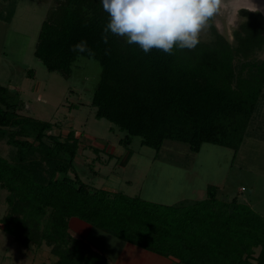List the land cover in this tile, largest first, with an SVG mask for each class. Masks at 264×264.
I'll list each match as a JSON object with an SVG mask.
<instances>
[{
  "label": "trees",
  "instance_id": "16d2710c",
  "mask_svg": "<svg viewBox=\"0 0 264 264\" xmlns=\"http://www.w3.org/2000/svg\"><path fill=\"white\" fill-rule=\"evenodd\" d=\"M13 14L12 4L7 19ZM238 16L232 42L210 22V40L195 50L145 54L111 34L102 41L107 13L100 0H59L40 25L33 56L64 78L79 57L98 62L94 117L124 132V146L138 137L156 153L172 141L193 153L211 144L236 154L264 88V59L257 58L264 50V17L245 9ZM81 40L94 55L71 50ZM21 107L19 94L0 86V139L15 149L12 160L0 155V189L8 192L1 223L23 246L47 245L54 264H106L69 234L68 221L77 218L182 264H264V217L248 205L218 200L211 186L206 199L178 206L90 187L69 176L79 150L75 133L51 134L53 124L21 115Z\"/></svg>",
  "mask_w": 264,
  "mask_h": 264
},
{
  "label": "rangeland",
  "instance_id": "374dc122",
  "mask_svg": "<svg viewBox=\"0 0 264 264\" xmlns=\"http://www.w3.org/2000/svg\"><path fill=\"white\" fill-rule=\"evenodd\" d=\"M58 1L0 0V86L19 94L21 115L53 124L50 133L61 138L69 131L77 135L79 150L69 176L76 174L96 189L115 190L167 206L202 201L211 186L217 189L218 200L230 202L236 198L264 217V88L236 154L211 144H203L198 153H193L188 145L172 141L164 142L156 153L142 146L138 137L124 146L119 143L124 132L94 117L91 98L101 70L98 62L79 57L71 66V75L64 78L58 72H48L33 56L40 25ZM245 3L256 6L251 9ZM12 4L14 14L8 20ZM246 8L264 14V0H221L210 22L232 42V31L240 22L238 11ZM210 37V27L200 34L201 41ZM257 58L264 59V50ZM29 70L33 77L27 76ZM14 151L5 138L0 139L3 158L12 160ZM7 195L0 189V264H37V260L33 263L37 252L42 260L39 264H54L56 258L47 245L30 243L25 247L2 229ZM88 243H92L90 238ZM114 256H110L112 261Z\"/></svg>",
  "mask_w": 264,
  "mask_h": 264
},
{
  "label": "clouds",
  "instance_id": "9594fccd",
  "mask_svg": "<svg viewBox=\"0 0 264 264\" xmlns=\"http://www.w3.org/2000/svg\"><path fill=\"white\" fill-rule=\"evenodd\" d=\"M100 3L107 13L101 37L104 43H108L111 34L138 46L145 54L155 49L173 55L177 49L197 48L201 32L210 27L221 0H100ZM71 50L94 55L85 40L71 46Z\"/></svg>",
  "mask_w": 264,
  "mask_h": 264
},
{
  "label": "crops",
  "instance_id": "0c3cea01",
  "mask_svg": "<svg viewBox=\"0 0 264 264\" xmlns=\"http://www.w3.org/2000/svg\"><path fill=\"white\" fill-rule=\"evenodd\" d=\"M75 137L77 138V135ZM109 191L116 192L115 190ZM68 232L74 239L86 242L92 250L99 253L105 259L106 264H182L174 258H165L134 245L121 242L105 232L94 229L77 218L69 219ZM89 238L92 240V243H88ZM113 238L115 241H113ZM114 249H116L115 252H113ZM113 255H115L113 257L115 261L110 259V256ZM33 258V263L37 260V264H39L38 252L35 253ZM40 262L42 263V260Z\"/></svg>",
  "mask_w": 264,
  "mask_h": 264
},
{
  "label": "bare ground",
  "instance_id": "6f19581e",
  "mask_svg": "<svg viewBox=\"0 0 264 264\" xmlns=\"http://www.w3.org/2000/svg\"><path fill=\"white\" fill-rule=\"evenodd\" d=\"M246 4V5H245ZM244 5L246 6V7H250L251 9H253L256 5H254V4H251V3H249V4H247V3H245ZM248 5V6H247ZM254 5V6H253ZM261 11V10H260ZM262 12V11H261ZM262 14H263V12H262ZM264 15V14H263Z\"/></svg>",
  "mask_w": 264,
  "mask_h": 264
},
{
  "label": "water",
  "instance_id": "95a60500",
  "mask_svg": "<svg viewBox=\"0 0 264 264\" xmlns=\"http://www.w3.org/2000/svg\"><path fill=\"white\" fill-rule=\"evenodd\" d=\"M246 9H248V8H246ZM249 11H253V10H251V9H248ZM257 11H259L260 12V10H257ZM261 13V12H260ZM262 14V13H261ZM262 16H263V14H262ZM264 17V16H263Z\"/></svg>",
  "mask_w": 264,
  "mask_h": 264
},
{
  "label": "built area",
  "instance_id": "2783aa9c",
  "mask_svg": "<svg viewBox=\"0 0 264 264\" xmlns=\"http://www.w3.org/2000/svg\"><path fill=\"white\" fill-rule=\"evenodd\" d=\"M243 190V189H242Z\"/></svg>",
  "mask_w": 264,
  "mask_h": 264
}]
</instances>
